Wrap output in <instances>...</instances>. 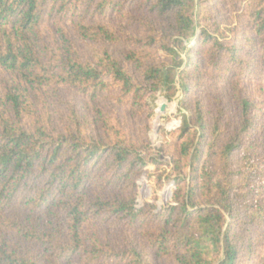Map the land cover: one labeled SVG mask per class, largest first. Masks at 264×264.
Returning a JSON list of instances; mask_svg holds the SVG:
<instances>
[{
    "label": "trees",
    "instance_id": "1",
    "mask_svg": "<svg viewBox=\"0 0 264 264\" xmlns=\"http://www.w3.org/2000/svg\"><path fill=\"white\" fill-rule=\"evenodd\" d=\"M0 264H264V0H0Z\"/></svg>",
    "mask_w": 264,
    "mask_h": 264
},
{
    "label": "rangeland",
    "instance_id": "2",
    "mask_svg": "<svg viewBox=\"0 0 264 264\" xmlns=\"http://www.w3.org/2000/svg\"><path fill=\"white\" fill-rule=\"evenodd\" d=\"M180 99V94H177L171 101L164 98L161 94L157 95L154 114L150 120L151 130L149 138L151 141V151L147 154L149 156L148 172L138 181V206L148 203L151 206L157 205L158 208H161L172 200V183H166L164 188L160 190L155 176L161 173L162 167L168 168L169 166V158L161 148L166 137V131L169 132L181 126V114L178 112ZM163 104L166 105L164 113L161 111Z\"/></svg>",
    "mask_w": 264,
    "mask_h": 264
},
{
    "label": "water",
    "instance_id": "3",
    "mask_svg": "<svg viewBox=\"0 0 264 264\" xmlns=\"http://www.w3.org/2000/svg\"><path fill=\"white\" fill-rule=\"evenodd\" d=\"M165 109H166V105L163 104V105L161 106V111L164 113V112H165Z\"/></svg>",
    "mask_w": 264,
    "mask_h": 264
}]
</instances>
